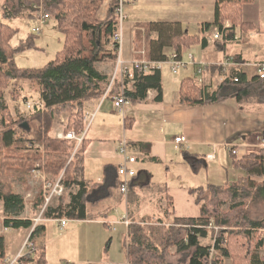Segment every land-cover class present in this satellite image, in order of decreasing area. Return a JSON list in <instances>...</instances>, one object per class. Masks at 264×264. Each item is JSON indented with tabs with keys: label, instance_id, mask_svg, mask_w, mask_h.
I'll list each match as a JSON object with an SVG mask.
<instances>
[{
	"label": "trees",
	"instance_id": "1",
	"mask_svg": "<svg viewBox=\"0 0 264 264\" xmlns=\"http://www.w3.org/2000/svg\"><path fill=\"white\" fill-rule=\"evenodd\" d=\"M43 1V2H42ZM4 0L0 15V202L3 208V225L12 229L32 227L30 219H22L23 198L12 191L15 184L24 182L26 175L38 163L40 168L53 178L62 175L66 191L74 187L78 190L60 199L56 208H48L46 220H86L90 213L88 204H98L109 199L119 190L116 170L106 167L100 184L84 180L83 157L84 141L77 147L76 142L61 140L49 135L53 120L63 113L73 118L72 128L82 130L84 105L99 102L109 84V77L100 72L97 65L114 64L117 59V45L113 41L116 32L115 5L107 13L105 20L99 21L97 13L104 0ZM41 4L44 11L56 24L63 37V45L55 58L39 69H25L16 66L14 56L27 49H35L34 36L26 39L19 47L11 41L16 35L15 28L6 20H35L34 5ZM226 30L228 37L235 28L247 31L252 24L243 19L242 0H215L214 20L202 26L204 31L215 28ZM139 30H141L139 32ZM143 31V32H142ZM223 31V30H222ZM138 32V33H137ZM134 37L135 49L144 47L147 61L163 62L168 59L164 49L172 48L180 53L182 47H190L198 42L189 37L179 23L150 22L138 27ZM155 35V37H154ZM238 82L225 80L219 88L209 94L204 93L190 78L181 82L179 102L182 105L208 106L219 104L227 99L236 100L240 112L264 113V79L232 72ZM32 82L36 87L44 110H35L29 118L13 120L4 102L5 92L21 82ZM124 79V96L133 104L146 99L147 92H156L154 100L162 101V83L159 71L145 75L135 74L133 83ZM115 85V83H113ZM112 85V86H113ZM15 92H12V95ZM17 95V94H16ZM13 99L17 97L12 96ZM36 148V149H34ZM43 149V154L39 151ZM35 150V151H34ZM184 161L192 173L198 174L202 164L195 157L184 155ZM234 169L243 176L234 183L224 186L207 185L189 189L194 203L199 208L197 219H174L166 225L162 220L152 222L145 218L131 222L125 241L128 264H223L222 259H231L232 264H264L252 249L263 245L264 217L253 220L245 205L250 202H264V149L258 155H249L233 162ZM261 179L260 182H256ZM131 188V186H130ZM231 202L230 212L222 213L220 207ZM212 224L218 229H207ZM43 231L37 226L31 231L29 240ZM212 236L213 248L220 256L210 257L211 246H203L201 238ZM259 237L253 244V237ZM225 244V247H224ZM3 237L0 236V261L4 259ZM175 248L174 254L169 250ZM23 264H46L44 253L37 258L25 256L19 259Z\"/></svg>",
	"mask_w": 264,
	"mask_h": 264
},
{
	"label": "crops",
	"instance_id": "2",
	"mask_svg": "<svg viewBox=\"0 0 264 264\" xmlns=\"http://www.w3.org/2000/svg\"><path fill=\"white\" fill-rule=\"evenodd\" d=\"M242 1L243 17L247 13L249 21L246 22L251 23L252 28L247 31L235 28L230 37L226 33L227 38L223 44H207L205 38L215 28L204 31L202 26L213 22L215 0H151V2L150 0H135L140 5L151 6V12L161 16L153 20L154 22L179 23L182 29L187 31L189 37L198 40L190 47H182L180 53H192L196 59L209 63L204 73L205 83L208 84V87L206 90L201 89L204 93L209 94L215 92L222 82L230 80L232 72L238 71L244 74L247 80H250L256 77L257 66L264 64V36L260 30L261 25L264 24V0ZM114 4L115 0H104L99 11L101 20L106 19L108 11ZM134 8L135 6H132L128 16ZM139 26L142 25L137 22L126 21L124 24L121 59L127 62L145 60L144 47L140 45V48L135 49L133 41ZM234 36L239 37V40L235 41ZM173 53L172 48L164 49V54L167 57ZM225 57H232L235 65L227 68L223 74L217 64ZM114 67L115 63L106 64L101 65L98 70L110 78ZM164 67L167 68L166 75L163 72ZM195 70V66H189L175 76L167 65H163L159 71L162 83V101L156 102L154 100L156 92L149 90L145 100L135 104L129 102L125 105L123 114L118 113L114 108V98L123 86L120 78L115 80V85L110 88L106 97L99 102H88L84 105L83 113L95 112V117L84 137L85 150L82 154L84 180L90 185L100 184L104 178L106 167L109 166L116 170L121 162L117 150L122 139L128 141L129 153L136 159V163L133 165L136 177L131 182L126 200L117 190L109 199H105L101 203L88 204L87 211L91 214L97 213V215L94 218L89 215L86 220H75L77 230L90 226L98 227L101 230V225L108 229L106 223L120 220L121 217L119 220L115 218L118 213L122 215L126 213L130 222L145 217L169 221L197 219L200 217L199 208L195 205L194 198L189 194V189L209 185V174L212 172L216 173V176L219 175L218 179L222 180L221 173L225 171L227 174V169L230 167H233L231 176L235 177L237 171L234 169L233 162L249 155H258L262 150L260 145L264 139V113L240 112L237 102L233 98L208 106L180 104L181 82L185 78H190L193 82ZM212 78L217 80L213 91L209 89ZM130 86L131 84H128L127 88ZM176 137H184L187 147L175 146L173 140ZM226 145L238 151V158L231 155ZM185 154L195 157L202 164L198 174L194 175L190 166L184 161ZM202 171L206 176L204 183L199 181ZM184 179L191 184L185 183ZM77 190L74 187L69 191L66 204L70 201V195L75 194ZM1 209H3L2 204ZM3 220L0 222V230L3 227ZM45 223L38 225L43 226V231L32 238L34 249L26 251V253L30 252L29 257L37 258L40 253H44L47 245ZM116 226H122L126 231L125 236L119 239V243H121V251L125 257L123 261H127L125 250L127 229L123 224L113 225V227ZM58 227L65 233L69 232L67 224L61 228L59 220ZM31 229L32 227L30 229L9 228L7 232L0 234L3 237L5 255L0 264H9L16 257L24 241L29 238ZM12 231H23V234L17 244L10 248L7 243V235ZM88 231L90 232V229ZM113 232H116L115 228ZM111 241V237L106 240V249L110 248ZM75 248L78 250L77 254H80L78 258L73 257L77 258L72 259L77 262L75 264L122 262L113 255H108L106 258L102 255L96 260L90 259V249H86L84 252V249L81 251L80 247L75 246ZM15 264L23 263L18 261Z\"/></svg>",
	"mask_w": 264,
	"mask_h": 264
},
{
	"label": "rangeland",
	"instance_id": "3",
	"mask_svg": "<svg viewBox=\"0 0 264 264\" xmlns=\"http://www.w3.org/2000/svg\"><path fill=\"white\" fill-rule=\"evenodd\" d=\"M4 0H0V15H1V6L3 4ZM41 2V0H38ZM38 2V3H39ZM43 2V1H42ZM151 2V0H150ZM139 2H134L133 6H135L134 10L130 12V15L127 18V22H137L140 23V25H146L150 22H154L153 20L161 17L157 14L152 13L151 6H144L138 4ZM103 5V4H102ZM102 8V6H101ZM100 8V10H101ZM99 10V11H100ZM97 13V19L99 21H102L101 14ZM244 21H249V16L246 15L243 17ZM105 20V19H104ZM6 24L10 25L11 27L15 28L16 35L11 41V45L13 47H19L23 42L26 41L27 38L34 36V46L35 49H27L21 52H18L14 56V61L17 67L19 68H25V69H39L42 68L44 65L49 63L55 58V55L58 51L61 50L63 45V37L58 33L56 29V24L53 21V19L50 18V20L43 26L41 33L39 35H35L32 33V29L36 26L35 20H27V19H14V20H6L4 21ZM231 24V23H230ZM261 33L264 36V24L260 27ZM101 65H97V68H99ZM181 70L180 72H182ZM164 75L167 74V68H163ZM179 72V74H180ZM110 79V78H109ZM177 79V78H176ZM15 92V94L12 95V92ZM17 94V95H16ZM16 96V99H13L12 96ZM4 102L6 106L9 108L11 112V117L13 120L19 119V118H29L32 113H29L25 110V103L31 102L35 103L39 100L38 93L36 92V87L32 82H21L20 86H16L15 90L11 86L4 94ZM61 120L66 122H70L69 124H73L72 121L73 118L69 113H63L56 117L51 125V130L49 135L51 137H55L56 130L58 128H61L64 123H61ZM36 149V148H34ZM37 150V149H36ZM35 151V150H34ZM41 154H43V149L39 151ZM38 164V163H37ZM35 164V166L37 165ZM34 166V167H35ZM33 167V168H34ZM230 167V166H229ZM32 168V169H33ZM233 167H230V169H227L228 173L226 174L225 171L221 174L223 175V179L220 180L216 176V173L212 172L209 174V180L208 184H214L219 186H224L229 183H234L239 177L243 176V173L241 171H237L236 176H231V170ZM31 169V170H32ZM41 169V168H40ZM41 171H43L41 169ZM201 171V170H200ZM44 172V171H43ZM45 173V172H44ZM46 174V173H45ZM202 175H200L199 181L201 183H204L206 180L205 172H201ZM50 180H54L55 178L48 176ZM185 183H188L189 185L191 182L184 179ZM213 181V182H211ZM261 179H257L256 182H260ZM12 191L15 194L20 195L23 198L24 201V211L21 215V218L23 219H35L39 216L41 205H42V199H41V182L37 178H33L31 171L28 175H26L25 180L21 184H15L12 187ZM30 195L29 198L26 197V195ZM69 195V191H65L63 196H61L58 199H55L52 202V205L50 208H56L57 205L60 203V199L62 197H65V201L67 200V197ZM128 196V195H127ZM124 197V200L127 199ZM66 204V203H65ZM233 205L231 202H226L220 207V211L222 213H228L230 212V207ZM245 208L247 209L248 215L253 220H260L264 217V202H250L245 205ZM121 213H118L115 215L116 220L122 216ZM97 213H90L91 218H94ZM3 209H1V203H0V222L3 220ZM66 221L68 231L65 233V231L59 230L58 227V220H50L45 221L46 226V234H45V242L47 245L45 246L44 250V259L46 261V264H75V260L80 257V254L78 253V250L74 247H80L81 251L84 252L86 249H90V259H97L98 257H101L103 255L104 258H106L108 255L115 256L118 261H122L119 263H110V264H123L126 261L123 259V252L121 251V243H119V239L123 238L125 236V228L122 226H116L114 227L116 229V232H113L109 227L108 229L104 228L102 225L100 228L95 226L90 227H82L79 230H77V225L75 220H69L63 217ZM151 219L152 222H155L156 220H159V218L154 217H145ZM143 218V219H145ZM162 222L166 225L171 224L172 220H165L160 219ZM60 221V220H59ZM140 221V220H138ZM134 221V222H138ZM43 223V222H41ZM63 228V227H62ZM74 228L75 230H71ZM90 229V232L88 231ZM214 231V229H212ZM73 232V233H70ZM218 232V231H217ZM23 231H12L7 235V243L12 248L13 245L17 244V241L22 236ZM65 234V235H64ZM216 231L213 232V236H216ZM260 234H264V232L260 231ZM111 237V246L110 248L106 249L105 243L106 240ZM259 240V237L256 236L253 237V244H256V242ZM201 244L204 246H211L213 245L214 239L212 236H207L206 239L200 240ZM84 246V247H83ZM225 247V244H224ZM176 251L175 248H171L169 252L171 254H174ZM253 254H256L259 258L260 262H264V244L259 248H253L252 249ZM107 253V254H105ZM212 256H220L219 252H214ZM77 257V258H73ZM223 264H232L231 259H222ZM31 264V263H30ZM34 264V263H33Z\"/></svg>",
	"mask_w": 264,
	"mask_h": 264
},
{
	"label": "built area",
	"instance_id": "4",
	"mask_svg": "<svg viewBox=\"0 0 264 264\" xmlns=\"http://www.w3.org/2000/svg\"><path fill=\"white\" fill-rule=\"evenodd\" d=\"M134 2L135 0H115L114 12L116 17V32L113 36V41L117 45V59L115 62V67L109 79L108 87L102 99L107 96L110 88L112 87L115 80H117V78L121 79V84H123L124 79H127L130 82L129 84H132L135 74L145 75L154 71H160L163 65H167L169 67L170 72L175 76L178 75L181 70H185L189 66H195L196 70H195L193 83L200 89L206 90L208 84L205 83L204 73L209 63L196 59V57L192 53L182 54V53L174 52L168 57L166 61L163 62H152L147 60L127 62L121 59V52L124 43V24L126 23V20L128 18V13L132 9ZM33 9L35 11L36 26L32 29V33L35 35H39L41 33L43 26L50 20V16L44 11L41 4L34 5ZM230 28H231V24L229 22H226L223 25L222 28L223 31L215 29L213 32L210 33V35L207 38H205V41L207 42V44H212V43L223 44L225 39L227 38L225 31L229 30ZM233 39L235 41H238L239 37L234 36ZM217 65L220 66L221 72L224 74L227 71V68L234 66L235 63L232 57L229 58L225 57ZM256 77H258L259 79H264V64H260L257 66ZM230 80L236 83L238 82V77L231 75ZM216 83L217 80L215 78H212L211 83L209 84V89L211 91L214 90ZM124 90L125 87L123 85L120 91L118 92L117 96L114 98V108L118 113L121 114H123V107L129 103L124 96ZM25 110L29 113H33L35 110L43 111L44 103L41 100H38L35 103L27 102L25 103ZM94 117H95V112L83 113L82 116L83 127L82 130L79 132H76L72 128L73 124H69L70 122L64 123V121L61 120V123L64 124H62L63 126L61 128H58L56 130L55 137L61 140L74 141L76 142V146L78 147L84 141L86 132L90 124L92 123ZM173 143L175 146H182L184 148L187 147V142L184 137L174 138ZM128 145L129 144L126 139H122L120 141L117 152L118 155L120 156L121 162L116 167V173L119 178V193L125 198L130 191L132 180L136 177V170L133 168V165L136 163V159L129 153ZM260 146L262 149H264V139L261 141ZM226 147L230 151L231 155H233L235 158H238L239 154L235 148H232L229 145H226ZM31 174L33 178H37L41 182V199H42V205L39 216L35 219H31L33 225L31 231H33L35 227L42 224L41 222L47 221L46 219H44L45 211L51 207L52 202L55 199H58L61 196H63L66 190L62 184V175H60L58 178H55L54 180H50V178H48L46 174L43 171H41L40 166L38 164L31 170ZM26 197L29 198L30 195L27 194ZM59 223L61 228L66 225L65 219H61ZM106 224L113 231L114 224H123L126 227V229H128V226L131 224V222L128 220L127 214L125 213L121 216L119 221L109 222ZM207 229H211V230L214 229L216 233L218 231V229L213 227L212 224H209L207 226ZM8 230L9 228L3 225V227L0 230V234L5 233ZM262 232H264V230H262ZM262 240L264 244V234L262 236ZM214 243L215 240L213 242V245ZM213 245H212L210 257H212L213 253L215 252ZM33 249H34V244L31 242V240H29V238H27L24 241L21 249L17 253L16 257L12 261H10L9 264H15L19 261V259L25 256H30V252L26 253V251H32ZM123 264H128V263L126 261Z\"/></svg>",
	"mask_w": 264,
	"mask_h": 264
}]
</instances>
